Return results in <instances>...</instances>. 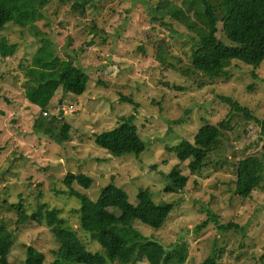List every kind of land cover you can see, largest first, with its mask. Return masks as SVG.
<instances>
[{
	"label": "rangeland",
	"instance_id": "obj_1",
	"mask_svg": "<svg viewBox=\"0 0 264 264\" xmlns=\"http://www.w3.org/2000/svg\"><path fill=\"white\" fill-rule=\"evenodd\" d=\"M162 1L182 2L94 0L80 11L56 0L37 28L56 55L84 71L89 82L81 97L59 90L46 115L24 99L22 73L43 43L12 23L0 31V238L12 241L9 264H24L27 246L44 255L45 264L55 261L61 243L51 227L30 218L19 221L39 206L43 214L58 210L89 252L105 256L81 229V202L70 192L108 208L104 188L112 177L132 204L140 189L149 190L156 203L175 204L162 228L138 221L131 226L166 251L185 245L186 264H203L219 249V264H264V188L250 197L233 194L232 164L261 152L256 123L230 115L232 130L201 172L191 176L187 164L182 165L186 187L165 191L167 176L179 165L168 148L192 141L200 126L226 119L230 108L223 100L264 119V62L258 70L225 62V81L193 78L194 34L169 17L159 18L155 9ZM57 115L61 121H53ZM129 116L147 148L138 157L115 158L96 144L95 134L114 129ZM64 124L70 125L68 140H60ZM79 174L93 178L89 189L77 183ZM109 210L119 215L116 208ZM211 217L236 227L219 232Z\"/></svg>",
	"mask_w": 264,
	"mask_h": 264
},
{
	"label": "trees",
	"instance_id": "obj_2",
	"mask_svg": "<svg viewBox=\"0 0 264 264\" xmlns=\"http://www.w3.org/2000/svg\"><path fill=\"white\" fill-rule=\"evenodd\" d=\"M56 0H0V31L8 24L27 29L40 39L42 46L32 56L25 69L24 99L38 107L43 114L49 113L59 90L63 94L76 97L87 91L89 78L86 73L69 61L58 57L49 39L39 31L37 24L45 20V12ZM71 4L83 11L94 0H58ZM160 19L169 17L194 34L191 54L190 74L193 78L205 77L211 81L227 79L223 64L233 61L258 70L264 62V0H182L180 3L162 1L155 9ZM155 18V20L159 19ZM257 79L256 77H253ZM177 91H182L176 88ZM230 108L229 115L218 125L204 124L195 132L192 141L182 140L168 148L174 153L179 165L167 176L165 187L168 193L182 191L188 177L182 175V165H186L191 176L198 175L208 159L217 151L218 145L232 130L230 115H241L253 121L260 128L261 152L250 155L232 164L235 176L233 194L250 197L254 191L264 188V119L251 115L248 108L236 102L223 100ZM50 114V113H49ZM133 116L123 118L114 129L95 134L96 144L115 158L127 155L138 157L146 150V142L140 137ZM53 121H61L54 116ZM52 125V123H51ZM70 125L60 129V140H68ZM77 183L89 189L93 178L79 174ZM114 177L104 188L111 206L102 207L88 196L72 190L81 202L80 227L91 234L103 248L105 256L88 251L74 229L66 226L58 210L41 212V206L29 217L20 215L19 221L30 218L39 225L51 227L61 245L52 264H186L188 248L182 246L166 251L162 244L150 240L135 230L131 223L138 221L153 229L162 228L174 211L173 203H156L149 190L140 189L136 194V204L128 200L124 190L116 186ZM116 208V216L109 208ZM19 210V207H17ZM20 212V210H19ZM215 222L219 232H226L235 224ZM207 222L197 227L204 228ZM12 241L9 237L0 238V264H9ZM222 249L209 257L203 264H219ZM44 255L31 246L26 247L24 264H45Z\"/></svg>",
	"mask_w": 264,
	"mask_h": 264
},
{
	"label": "water",
	"instance_id": "obj_3",
	"mask_svg": "<svg viewBox=\"0 0 264 264\" xmlns=\"http://www.w3.org/2000/svg\"><path fill=\"white\" fill-rule=\"evenodd\" d=\"M61 114H62V111H61Z\"/></svg>",
	"mask_w": 264,
	"mask_h": 264
},
{
	"label": "built area",
	"instance_id": "obj_4",
	"mask_svg": "<svg viewBox=\"0 0 264 264\" xmlns=\"http://www.w3.org/2000/svg\"><path fill=\"white\" fill-rule=\"evenodd\" d=\"M45 115H46V113H45Z\"/></svg>",
	"mask_w": 264,
	"mask_h": 264
}]
</instances>
